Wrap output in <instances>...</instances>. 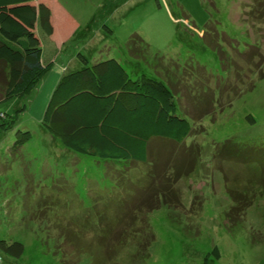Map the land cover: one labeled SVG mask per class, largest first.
I'll list each match as a JSON object with an SVG mask.
<instances>
[{
  "label": "rangeland",
  "instance_id": "374dc122",
  "mask_svg": "<svg viewBox=\"0 0 264 264\" xmlns=\"http://www.w3.org/2000/svg\"><path fill=\"white\" fill-rule=\"evenodd\" d=\"M100 1L60 0L93 34ZM109 1L126 3L113 33L86 45L68 25L61 55L165 82L193 132L153 139L147 162L81 155L44 129L38 91L7 100L0 86V114L27 107L0 138V242L25 253L0 249V264H264V0ZM235 205L246 212L230 217Z\"/></svg>",
  "mask_w": 264,
  "mask_h": 264
},
{
  "label": "trees",
  "instance_id": "16d2710c",
  "mask_svg": "<svg viewBox=\"0 0 264 264\" xmlns=\"http://www.w3.org/2000/svg\"><path fill=\"white\" fill-rule=\"evenodd\" d=\"M50 21L49 7L37 0H0V86L6 89L5 99L30 97L53 70L55 62L44 60L38 34L40 29L53 32ZM79 56L83 67L60 80L42 120L63 147L103 160L147 162L153 139L183 143L192 134L190 120L179 114L175 94L165 82L145 74L132 77L116 57L92 63ZM26 111L23 106L14 115L0 114V138L20 125ZM22 135H27L25 141L30 137L29 132ZM165 202L170 203L166 194ZM239 206L228 215L246 212ZM0 249L14 258L25 253L21 242L1 241ZM216 254L221 257L218 249Z\"/></svg>",
  "mask_w": 264,
  "mask_h": 264
},
{
  "label": "crops",
  "instance_id": "0c3cea01",
  "mask_svg": "<svg viewBox=\"0 0 264 264\" xmlns=\"http://www.w3.org/2000/svg\"><path fill=\"white\" fill-rule=\"evenodd\" d=\"M37 3L38 4L43 3L52 10L53 12L52 23L53 25H55L54 35L47 36L48 37L47 40L42 39V45L44 46V60L46 62L48 60L45 55H46V49L50 45H53L55 50L58 51V53H56V55H54L51 59L52 62H55V66L40 85V88L38 90V95L34 103L36 110L40 112L38 113V115L42 116L45 110L47 109L51 96L56 86L60 82V80L66 74L77 71L83 67V62H82L83 58L81 59L79 56L80 53H76L75 50H71L64 56L61 55L62 53H64V51H66L63 49L69 45V42L67 41V39L69 38L68 34H71L75 29H77V33H75L77 39L79 41L84 42L86 45H89L98 35L100 36L103 35V40H104L105 37L107 38V34L104 33V30H107V28H109L108 23L114 20L115 17L116 18L122 17L121 11L123 9H126V3L122 5L117 4V6L116 5L113 6L112 4H110L109 0H104V1L101 0L100 3H98L96 7V11L92 16L94 19L93 23L100 21L103 26L102 28H99V30H96L98 32L94 33L95 35L93 34L94 31H91L92 25L90 26V23H88V21H83L79 19V17L77 16L73 17L70 14V12H68V10L63 7L60 0H37ZM124 16H126V14ZM58 22L60 28H58L57 25ZM72 22L75 26L72 24ZM68 25L72 27L73 31L72 29H70ZM94 28H96V24H94ZM43 32L45 35H47L45 30ZM91 34L93 35V38L91 37ZM57 36L60 38H57ZM86 39H89L87 43L85 42ZM99 56L95 57L94 55H92L91 57H87V58L88 60H90V62L93 63L94 60H96L95 62L102 60L99 59L100 58ZM44 88L45 89L47 88V90L45 91Z\"/></svg>",
  "mask_w": 264,
  "mask_h": 264
},
{
  "label": "bare ground",
  "instance_id": "6f19581e",
  "mask_svg": "<svg viewBox=\"0 0 264 264\" xmlns=\"http://www.w3.org/2000/svg\"><path fill=\"white\" fill-rule=\"evenodd\" d=\"M50 78H51V77H50ZM49 86H50V85H49ZM49 86H48V88H49ZM44 90L46 91V90H47V88H46V89L44 88Z\"/></svg>",
  "mask_w": 264,
  "mask_h": 264
}]
</instances>
